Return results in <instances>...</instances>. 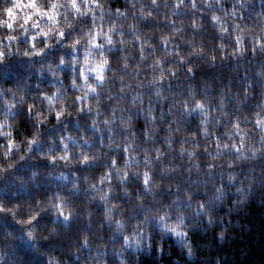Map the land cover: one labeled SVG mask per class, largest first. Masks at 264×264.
<instances>
[{"label":"clouds","instance_id":"clouds-1","mask_svg":"<svg viewBox=\"0 0 264 264\" xmlns=\"http://www.w3.org/2000/svg\"><path fill=\"white\" fill-rule=\"evenodd\" d=\"M0 264H264V0H0Z\"/></svg>","mask_w":264,"mask_h":264}]
</instances>
